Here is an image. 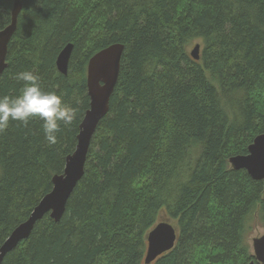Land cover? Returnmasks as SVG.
Masks as SVG:
<instances>
[{
  "label": "trees",
  "instance_id": "obj_1",
  "mask_svg": "<svg viewBox=\"0 0 264 264\" xmlns=\"http://www.w3.org/2000/svg\"><path fill=\"white\" fill-rule=\"evenodd\" d=\"M14 0H0V30ZM0 95L32 71L77 108L50 145L38 118L0 132V246L61 175L89 107L86 66L124 47L107 115L59 222L45 216L1 264H144L161 214L175 247L151 264H249L264 185L228 160L264 133V0H21ZM201 43L198 61L189 47ZM72 45L66 76L55 60Z\"/></svg>",
  "mask_w": 264,
  "mask_h": 264
},
{
  "label": "water",
  "instance_id": "obj_2",
  "mask_svg": "<svg viewBox=\"0 0 264 264\" xmlns=\"http://www.w3.org/2000/svg\"><path fill=\"white\" fill-rule=\"evenodd\" d=\"M21 9V0H14L10 23L0 30V75L7 66V46L16 30ZM123 50V45L112 44L98 51L88 60L86 89L89 107L79 125L75 150L66 158L62 174L53 176L51 191L38 202L28 218L12 230L0 246V264L22 241L29 238L34 226L45 216H49L55 223L60 221L67 200L84 174L88 150L96 128L108 113ZM71 52L72 45L67 44L56 57L55 65L60 75L67 74ZM189 55L192 60L198 61L200 45L195 44ZM228 163L232 170H244L252 180L261 181L264 185V133L252 140L247 147L246 155L232 156ZM176 242V228L168 220L159 221L146 236L144 264H151L161 255L171 251ZM251 252L253 260L249 264H264V235L252 239Z\"/></svg>",
  "mask_w": 264,
  "mask_h": 264
},
{
  "label": "clouds",
  "instance_id": "obj_3",
  "mask_svg": "<svg viewBox=\"0 0 264 264\" xmlns=\"http://www.w3.org/2000/svg\"><path fill=\"white\" fill-rule=\"evenodd\" d=\"M14 78L21 82L16 95H0V132L9 127L10 121H18L24 126L32 118H38L46 141L57 143V133L61 123L72 125L77 118V108L65 103L62 94L43 91L40 77L32 71L17 72Z\"/></svg>",
  "mask_w": 264,
  "mask_h": 264
},
{
  "label": "rangeland",
  "instance_id": "obj_4",
  "mask_svg": "<svg viewBox=\"0 0 264 264\" xmlns=\"http://www.w3.org/2000/svg\"><path fill=\"white\" fill-rule=\"evenodd\" d=\"M195 44H199L200 45V50H201V43L199 41L194 42L190 47H189V52L192 50V48L194 47ZM163 220H167L163 214H161L159 216V220L158 221H163ZM169 223H171L168 220ZM264 235V225H261L257 220H255L252 224H251V230L247 236V244L250 247L251 250V241L253 238H257Z\"/></svg>",
  "mask_w": 264,
  "mask_h": 264
}]
</instances>
